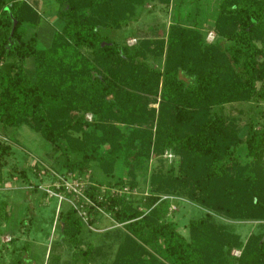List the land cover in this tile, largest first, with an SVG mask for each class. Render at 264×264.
I'll list each match as a JSON object with an SVG mask.
<instances>
[{
    "label": "trees",
    "instance_id": "16d2710c",
    "mask_svg": "<svg viewBox=\"0 0 264 264\" xmlns=\"http://www.w3.org/2000/svg\"><path fill=\"white\" fill-rule=\"evenodd\" d=\"M50 1L58 25L41 47L35 1L0 0V192L14 155L6 132L26 127L50 144V184L30 160L9 163L8 180L55 200L63 264H264V111L242 127L225 114L264 105V0H188L179 11L181 0ZM154 4L172 8L165 31L132 47L115 40ZM59 176L82 182V196ZM179 200L200 213L186 236L172 220ZM9 206L0 200V235L25 225ZM219 218L260 225L242 243ZM16 242L0 241V256ZM53 243L46 264H59Z\"/></svg>",
    "mask_w": 264,
    "mask_h": 264
},
{
    "label": "rangeland",
    "instance_id": "374dc122",
    "mask_svg": "<svg viewBox=\"0 0 264 264\" xmlns=\"http://www.w3.org/2000/svg\"><path fill=\"white\" fill-rule=\"evenodd\" d=\"M34 1L43 18L41 26L36 30L39 45L42 47L48 43V35L51 31L57 28L56 26L58 23L55 19L56 6L54 5L55 3L50 0ZM181 2L182 5L180 4L181 6H179L178 11L179 9L187 10V7L185 8L183 3L187 4L188 0H181ZM171 9V6L169 8L158 4L147 5L135 21L129 23L122 31L114 34L115 40L124 43L128 47H132L143 38H152L156 34H160L162 30L165 31L168 24L172 22L171 14L173 11L170 13ZM212 36V39L206 37V41L209 43L212 42L214 40V35L212 34ZM29 63L30 61L27 62V65ZM153 107H156V105ZM230 107L231 106L225 107V114L234 118L238 127L246 125L247 119L255 116L256 112L260 110L264 111V105L259 106V108L255 107L254 109H249L248 106L244 104L233 105L235 110H230ZM238 111H243V113H239ZM260 121L264 124V119ZM6 140V143L11 146L14 155L11 158L5 159L7 165L2 172L3 178H5L4 190L6 191L0 192V200L10 205L9 212L12 224L19 221L22 223L25 222V225H23L24 227L21 225L18 230L14 231L11 230L14 226H9L8 230L3 231L0 235V241L2 244L7 243L11 237L17 238V242L14 246H10L1 253L0 264H16V262H18L17 264H46L49 251L53 249V242L59 244L57 245L56 250H54L55 253H60V260L58 263L63 264L70 261L71 253L67 246L59 241L54 232L55 225H52L54 212H57L55 209V200H51L48 205H43V200L39 192L36 193V195H30L25 189L26 186H23L25 184H22V182L17 179L12 183L8 180L9 163H16L18 167L20 166L21 168L25 167V164L30 160L32 164L34 161L35 163L37 162L40 164L38 166L41 167L39 175L43 178L42 188H45L50 184V177L47 179L48 177L45 176L47 175V171L49 173L52 172L50 171L51 168L49 167L47 156L45 155V152L50 149V144L26 127L9 129L6 132ZM153 164L154 160L148 162L146 177L152 172ZM138 178L141 182L142 176L140 175ZM29 181L35 185L38 183V180L33 177H29ZM124 193L126 196H134V198H138L139 196L146 195L147 191L146 186H144L143 190L140 188H127ZM179 202L180 205L176 208L177 210L172 216V220L178 223V230L186 236L187 232L185 226L187 221L194 216H199L200 213L195 211L196 209L187 201L179 200ZM44 204H46V201H44ZM220 221L234 226L242 243H244L251 234L255 233L257 227L260 225L256 222H230L224 219H220ZM105 224L108 226V221H106ZM93 234L94 236L98 235L95 233ZM13 247L16 250L14 253ZM22 248L24 249L22 250ZM239 254L240 251L237 250L232 252V255L234 256H239Z\"/></svg>",
    "mask_w": 264,
    "mask_h": 264
},
{
    "label": "built area",
    "instance_id": "2783aa9c",
    "mask_svg": "<svg viewBox=\"0 0 264 264\" xmlns=\"http://www.w3.org/2000/svg\"><path fill=\"white\" fill-rule=\"evenodd\" d=\"M208 39H212L213 36H212V33H209L208 36H207ZM90 117L88 116V119ZM163 158L167 159V160H170L172 158V155L169 153V152H164ZM60 177V176H59ZM61 183H62V186H64V189L66 192L68 193H73L75 195V199L78 198V197H81V189L83 188V183L82 182H79V181H72V180H64L63 177H60L59 178ZM60 185H56V189L59 188ZM126 189H124L125 191ZM48 194L47 198H51V197H54V198H57L58 199V203H60L62 200H63V196L55 193L54 191H51V190H45ZM70 204H74V201L71 200L70 201ZM171 209L174 210V207H172ZM80 215L85 218V213L84 212H80Z\"/></svg>",
    "mask_w": 264,
    "mask_h": 264
}]
</instances>
